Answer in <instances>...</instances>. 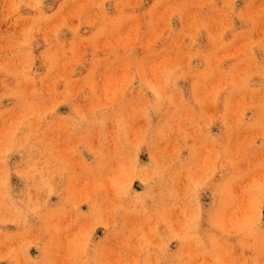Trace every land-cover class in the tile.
<instances>
[{
  "label": "rangeland",
  "instance_id": "374dc122",
  "mask_svg": "<svg viewBox=\"0 0 264 264\" xmlns=\"http://www.w3.org/2000/svg\"><path fill=\"white\" fill-rule=\"evenodd\" d=\"M0 264H264V0H0Z\"/></svg>",
  "mask_w": 264,
  "mask_h": 264
}]
</instances>
